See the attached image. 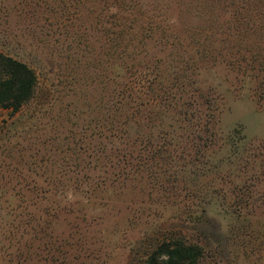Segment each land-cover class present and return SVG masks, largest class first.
<instances>
[{"label": "rangeland", "instance_id": "374dc122", "mask_svg": "<svg viewBox=\"0 0 264 264\" xmlns=\"http://www.w3.org/2000/svg\"><path fill=\"white\" fill-rule=\"evenodd\" d=\"M0 53V264H264V0H0Z\"/></svg>", "mask_w": 264, "mask_h": 264}, {"label": "trees", "instance_id": "16d2710c", "mask_svg": "<svg viewBox=\"0 0 264 264\" xmlns=\"http://www.w3.org/2000/svg\"><path fill=\"white\" fill-rule=\"evenodd\" d=\"M33 87V71L25 63L0 53V108L17 106L30 96ZM201 255L199 246L163 242L145 264H196Z\"/></svg>", "mask_w": 264, "mask_h": 264}]
</instances>
